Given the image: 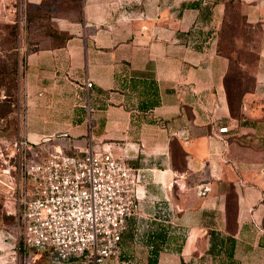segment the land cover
Listing matches in <instances>:
<instances>
[{"label":"crops","instance_id":"0c3cea01","mask_svg":"<svg viewBox=\"0 0 264 264\" xmlns=\"http://www.w3.org/2000/svg\"><path fill=\"white\" fill-rule=\"evenodd\" d=\"M185 1L194 0H58L53 25L71 38L60 47L40 41L25 56L28 135L65 136L50 154L71 145L79 154L109 147L139 169L143 207L154 198L173 210L172 220L139 213L150 227L158 221L164 235L175 228L159 264L174 255L180 264L181 257L217 264L206 253L208 231L230 234L226 199L233 185L234 259L264 264V0H241L263 37L256 86L243 105L253 124L232 116L224 83L229 60L216 51L212 23L199 28V10H181ZM204 1L221 7L226 0ZM191 30L187 39L180 35Z\"/></svg>","mask_w":264,"mask_h":264},{"label":"built area","instance_id":"2783aa9c","mask_svg":"<svg viewBox=\"0 0 264 264\" xmlns=\"http://www.w3.org/2000/svg\"><path fill=\"white\" fill-rule=\"evenodd\" d=\"M15 145L13 163L0 165V196L13 206L24 245L40 255L51 250L57 261L118 258L129 219L141 210L140 170L92 147L42 158L27 141Z\"/></svg>","mask_w":264,"mask_h":264},{"label":"rangeland","instance_id":"374dc122","mask_svg":"<svg viewBox=\"0 0 264 264\" xmlns=\"http://www.w3.org/2000/svg\"><path fill=\"white\" fill-rule=\"evenodd\" d=\"M53 5L58 7V0H47L41 6L30 5L27 0H0V103L7 100L11 105L8 107L9 111H6L5 107L0 105V165H6L9 160H11L10 163H13L14 158L11 154L14 150H17L15 145L17 142L27 141L30 145H33L32 150H30L33 156L38 152L40 157L45 158L52 152V144L65 138V136L57 138L58 135L54 134L52 140L44 141L45 138L43 137L36 138V136L28 135V127L32 124L30 119L32 111L29 110L30 106L23 81L26 54L37 48L36 43L43 39L45 31L49 32L50 28H54L52 26L54 22L52 16ZM215 24L219 39L223 31L222 41L226 46V51L232 53L233 67L238 71L239 68L244 67L240 69L239 74L241 75L231 78L229 81L230 88L236 93L251 88L253 86L251 74L252 69L254 70L255 67L257 45L260 40L259 28L249 27L246 24L243 15L239 11L238 4L233 0L218 8ZM239 62H247L248 64L242 66L238 64ZM247 65H249L248 68ZM12 66L18 69L19 89L16 94L10 96L8 95V87L1 83V79L4 75L2 73L3 68L10 69ZM236 70L235 72H238ZM11 77L12 74L6 76L8 79ZM237 78H240L241 81ZM34 142L37 143L34 144ZM65 143L67 144V142ZM259 143L264 146L261 141ZM71 147L72 145L69 149L66 148V154L73 155L75 153ZM95 151L109 153L117 159H123L115 155L109 147L99 148L97 146ZM154 200V198H151L147 203L150 207H143V202L140 203V208L143 210L141 212H147L146 217L148 218H154L156 214V218L159 219L163 216L159 215L156 207H154L156 202ZM12 210L13 206L4 202L0 196V264H96L85 258L57 261L54 259L51 250H47L43 255H40L35 248L25 246L22 237L19 236L15 220L6 214V212L11 213ZM165 219L170 218L166 217ZM156 223L159 222L153 220V227L151 226L149 229L155 231L157 229ZM127 234L121 243L120 256L109 258L101 264H146L148 249L144 244L134 241L132 230ZM163 264H180V262L178 257L174 255L170 256L169 259H164Z\"/></svg>","mask_w":264,"mask_h":264},{"label":"trees","instance_id":"16d2710c","mask_svg":"<svg viewBox=\"0 0 264 264\" xmlns=\"http://www.w3.org/2000/svg\"><path fill=\"white\" fill-rule=\"evenodd\" d=\"M229 1L230 0H226L224 3H228ZM233 1L238 4L239 11L243 15V18L246 24L249 27H253V28L257 27L260 30V40L258 41V45H257V49H258L257 58L255 61L254 70L252 69V74H251L252 75L251 79L253 80V86L249 89L247 88L243 91H240V93H236L230 88L229 81L231 80V78L241 75L239 74L240 69H243L244 67L239 68V71L238 69L236 70V68L233 67L234 60H233L232 53L226 51V46L224 42L222 41L223 31L221 30L222 32H221L220 39L217 36L218 32L215 26L216 25L215 17L217 19V12L220 6L216 4L215 2L205 3L204 0H194V1L182 2L180 8L181 10H184V9H198L199 10L200 21L197 24L199 28L203 26L202 23L209 24V25L212 23L211 27L209 28V31L213 33L212 36L214 37L216 41V51L220 55L226 57L229 60V68L225 75L224 83H225V87L227 91L228 104L230 107L231 114L241 124H253L255 123V121L247 118V116L243 113V105H244L245 95L248 92L255 89V86H256V80H255L254 73H255L257 62L259 59V42L262 40L263 37L261 34V27L259 25H253V24L248 23L246 15L243 14L242 12L241 0H233ZM213 21L215 22L213 23ZM52 26L54 27L53 29L50 28L49 32L48 31L44 32L43 39L41 41L48 40L52 43V45H55L56 47H60L64 45L66 41L71 38V36L69 33L59 30L54 25ZM191 33H192V30L186 33L181 32L180 35L182 37L184 36V39L185 38L187 39L188 36L191 35ZM238 64L243 66V64H248V63L239 62ZM248 67L249 65H247V68ZM234 69L238 72H235ZM2 73L4 75L1 79V83L8 87V91H9L8 95L11 96L13 94H16V92H18V89H19L18 79H17L18 69L15 66L10 67V69L7 67H4L2 70ZM11 74H12L11 78L9 79L6 78V76L8 77ZM237 79L240 80V78H237ZM0 105H3L6 111H9L8 107L11 106L7 102V100H3L0 103ZM73 154L77 155L76 152ZM79 155H82V154H79ZM181 155L183 154L181 153ZM162 205H163L162 202L158 201L156 203V209H157L158 214L165 218L166 217L170 218L169 220H172L171 218H173L172 217L173 210L169 206H165V205L162 206ZM6 214L15 220V217L12 213L6 212ZM237 214H238V194L235 191L234 186L230 185L228 188L227 199H226V216L228 220L230 234L221 235V233L215 229H209L208 231L210 246H209L208 252L206 253L210 254L213 257V259L217 261V264H238L236 260L234 259V255H233L235 238L232 235L233 232L237 229ZM155 218H156V214H155ZM263 227H264V222H263ZM149 228L150 226L146 219H142L139 216H133L129 219V227L127 231L123 234L122 241H124L125 235H128L127 233H129L132 230V237L134 241L144 244V246L148 249L146 264H159L161 253L167 249L170 243V239L173 236L172 232H174L175 228L171 229L172 231L168 235H164L158 230L152 231ZM180 236L182 237V239L185 238L184 232L181 233ZM178 253L181 254L182 253L181 250ZM73 258H78V257H73ZM181 263L191 264V262H186L183 257H181Z\"/></svg>","mask_w":264,"mask_h":264}]
</instances>
